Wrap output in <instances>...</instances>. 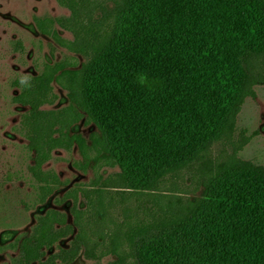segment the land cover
I'll list each match as a JSON object with an SVG mask.
<instances>
[{
	"label": "trees",
	"instance_id": "trees-1",
	"mask_svg": "<svg viewBox=\"0 0 264 264\" xmlns=\"http://www.w3.org/2000/svg\"><path fill=\"white\" fill-rule=\"evenodd\" d=\"M204 1L209 20H221L217 15L227 12L224 35L228 42L222 41L221 32H210L201 49L179 56L177 68L168 73L157 70V53L150 51L169 52L164 44L159 45L160 36L172 24L168 0H164L168 10L160 0H110V7H101L98 17L91 9L74 8L73 17L87 18L74 31L77 46L73 49L83 55L82 67L63 69L57 77L56 72L47 73L24 92L35 121L49 124L42 130L51 135L59 133L68 139L70 126L82 115L96 124L99 131L90 137L91 145L79 140L84 168L89 162L97 171L104 166L119 168L102 183L98 181L104 177L98 174L93 183L98 188L82 190L88 207L74 212L78 233L72 258L83 247L91 259L112 255L116 260L110 264H146L143 251L158 245L177 264H264V166L229 154L226 148L220 160L210 154L214 145L232 139L246 99L254 95L255 87L264 85V0ZM176 16L186 26L194 18ZM120 45L125 52L114 60L118 67L127 62L128 52L134 54L128 60L132 63L127 65L125 83L116 80L111 84L110 76L100 71L96 87L95 67L99 69ZM206 64L224 69L215 77L214 69ZM74 65L67 63L66 67ZM211 78L214 90L210 92L207 80ZM54 79L67 90L71 104L57 111H40L42 99L48 97L51 104L55 99L49 87ZM169 83L189 87L196 97L207 96L199 119L180 130L177 146L159 139L152 144L145 134L136 136L141 140L138 145L132 138L124 146L117 145L97 113L93 91L119 103L131 100L133 89L145 97H158ZM110 87L116 97L110 95ZM200 119L206 121L203 128L196 123ZM240 141L230 144L240 146ZM48 155L40 151L38 158L45 160ZM185 178H191L194 186ZM192 188L199 189L197 195ZM55 220L49 215L42 219L35 236L37 245L26 242L23 246L26 263L40 260L41 246L60 236L52 230Z\"/></svg>",
	"mask_w": 264,
	"mask_h": 264
},
{
	"label": "rangeland",
	"instance_id": "rangeland-1",
	"mask_svg": "<svg viewBox=\"0 0 264 264\" xmlns=\"http://www.w3.org/2000/svg\"><path fill=\"white\" fill-rule=\"evenodd\" d=\"M168 1L172 24L164 35L160 36L159 45L164 44L169 52L157 48L150 50L151 53H157L154 61L157 70L165 73L177 68L176 63L179 56L191 55L194 50L201 49L207 43L210 32L213 34L221 32L224 35L227 28L226 23H229L227 12L224 10L217 15L221 20H209V11L203 9L204 4L207 3L204 0ZM160 4L168 10L164 0H160ZM178 13H181L182 17L189 16L190 19L194 17L193 20L191 19L190 26L184 25L185 22L179 20L176 16ZM42 14L64 15L66 11L57 7L53 0H0V264H18V253L11 245L18 238L31 232L37 215L41 211L47 208H57L54 203L55 196H62L75 182L87 183L92 178L91 172L83 174L73 166V161L79 158L76 152L69 154L57 151L54 159L45 168L55 170L62 180H68L70 184L57 191L45 207L29 209L25 204L31 206L33 199L31 186L24 181L7 180L9 173H14L23 165L20 158L23 146L26 144L25 139L16 131L21 114L26 111V108L11 102V97L18 93V90L12 86V82L17 77L35 74L36 69L33 63L38 56L49 58L47 44L51 42V39L39 35L33 23V17ZM213 21L215 24L210 26ZM195 24L199 25L195 27L196 30L193 29ZM221 25L222 30L219 31L218 28ZM232 26L233 22L230 24V27ZM61 33L65 35L64 37H70L62 31ZM222 41L228 42L225 35ZM18 42H21L24 47L23 53L16 50ZM59 50L62 51L60 48ZM124 52L125 49L120 45L105 57L99 69L95 67L96 87H98L97 72L100 71H105L106 75L110 76L111 84L116 80L125 83L124 74L127 65L132 63L128 60L134 54L128 52L127 62L125 61L119 67L114 62L115 58H120ZM57 57H61L60 52L57 53ZM147 59L150 58L147 57ZM206 66V68L214 69L215 77L220 70L224 69L214 64H206ZM213 79L207 80L210 92L214 90ZM128 82L126 81V84ZM190 82L192 83L193 80ZM112 87H110V95L116 97L115 93H111L114 89ZM55 89L60 96L55 107L59 108L67 102V99L65 92L57 85ZM98 93L93 91L97 113L107 124L111 139L119 146H124L131 138L135 141V145H138L141 140L136 136L142 134H145L152 144L158 143L157 139H159L162 143L167 140L177 146L180 130L186 127L189 121L199 119L200 110L207 105V96L205 98L196 97L189 87L176 83L171 84L164 93L154 98L140 95L133 89L129 91L131 100H121L119 103L118 100L112 102L111 98L108 101L107 97H110L108 94ZM253 93L254 95L246 99L237 116L232 139L213 146L210 153L213 159L220 160L221 151L226 148L229 154L264 166V85L255 87ZM196 123L201 128L206 125L203 119ZM78 130L85 135L89 133V128L83 126H80ZM237 140H241L242 145L234 147L230 144ZM185 181L194 186L191 178ZM192 189L195 190V188ZM198 191L199 189L195 190L194 195H197ZM60 209L64 208L60 207ZM68 245L69 240L61 243L62 247ZM155 247L158 250L148 248L143 251L146 264H177L169 261V257L158 245ZM107 261L108 259L104 260L103 264Z\"/></svg>",
	"mask_w": 264,
	"mask_h": 264
},
{
	"label": "flooded vegetation",
	"instance_id": "flooded-vegetation-1",
	"mask_svg": "<svg viewBox=\"0 0 264 264\" xmlns=\"http://www.w3.org/2000/svg\"><path fill=\"white\" fill-rule=\"evenodd\" d=\"M57 7L66 11L64 15H52L42 14L33 17V23L37 33L43 37L51 39L49 42V58L38 56L35 59L33 65L36 69V73L28 76L17 77L12 86L18 90V93L11 97V102L22 108H26L21 114L20 122L16 131L25 139L26 144L23 146L21 152L20 161L22 162L21 168L14 173H9L7 176L8 181H24L27 182L33 190V199L31 206L25 204L26 208H36L39 206H46L49 200L54 197L60 189L69 186L70 181L62 180L59 174L53 169H46L45 166L54 159L57 151H64L69 154L76 152L79 158L73 161V166L76 170L83 174L92 173V178L87 183L75 182L62 196H55L54 203L57 208H47L41 211L36 218V222L32 226L31 232L18 238L11 247L17 251V263L18 264H103V261L108 259L107 263L116 260V257L108 255L101 260L91 259L85 256L84 248L81 247L79 253L74 256L70 254L75 242L78 228L74 223L75 210L84 211L88 207V203L83 196V189L98 188L99 186H93V183L98 181V174L102 175L104 179L99 180L102 183L114 172H118L119 168H112L108 166L102 167L99 171L94 168V163L89 162L86 168H84L85 160L82 155L79 140H85L87 145H91L90 137L98 132V127L94 122H88L87 117L82 115L80 120L72 124L68 130L69 138H61V134L54 133L51 135L49 132L42 129L48 127L49 124L45 122H36L34 115L31 112L32 106L30 99L24 98V92L26 89L34 88L36 83H39L47 73L56 72L54 77L63 73V69L76 70L82 67L84 57L80 52H77L73 48H76V35L75 29L80 30L83 21H87L85 17H73V9L79 8L82 10L91 9L93 15L98 17L101 15V7H110V0H53ZM71 3L76 4L71 5ZM88 11V10H87ZM78 26V28H76ZM70 35V37H64L63 34ZM62 49V51L59 50ZM17 51L23 53L24 47L21 42L17 43ZM60 52L61 57H57V53ZM67 63H75L74 66L66 67ZM55 85H57L62 91L65 92L67 102L58 107L55 105L59 102L60 96L56 92ZM53 89L55 99L53 103H50V99L47 97L42 99L40 111H57L61 110L71 104L68 97L67 90L58 83L55 79L49 83V87ZM80 126L89 128L88 135H85L78 130ZM59 126H55L54 130H58ZM93 128V129H92ZM66 132V130H64ZM59 141V142H56ZM53 145V146H52ZM52 146V147H51ZM49 153L48 157L44 160L38 158L40 153ZM64 208V209H60ZM56 217L58 220L53 222V232L60 233V236L55 239L51 244L46 243L41 246V252L43 256L40 260H34L29 263L24 261L23 246L28 242L30 246L36 243V231L41 224V220L47 216ZM71 218V219H70ZM65 240H69L67 247H62L61 243ZM37 243L35 244V246ZM56 251L52 252L53 250ZM71 256H67V254Z\"/></svg>",
	"mask_w": 264,
	"mask_h": 264
}]
</instances>
